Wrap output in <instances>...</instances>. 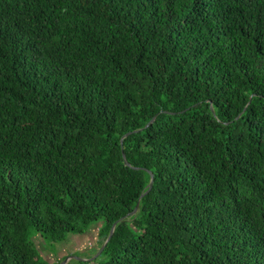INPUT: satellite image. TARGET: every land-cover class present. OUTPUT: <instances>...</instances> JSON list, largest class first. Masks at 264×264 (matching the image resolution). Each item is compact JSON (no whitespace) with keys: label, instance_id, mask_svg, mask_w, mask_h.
Segmentation results:
<instances>
[{"label":"trees","instance_id":"obj_1","mask_svg":"<svg viewBox=\"0 0 264 264\" xmlns=\"http://www.w3.org/2000/svg\"><path fill=\"white\" fill-rule=\"evenodd\" d=\"M97 221L99 264H264V0H0V264Z\"/></svg>","mask_w":264,"mask_h":264},{"label":"rangeland","instance_id":"obj_2","mask_svg":"<svg viewBox=\"0 0 264 264\" xmlns=\"http://www.w3.org/2000/svg\"><path fill=\"white\" fill-rule=\"evenodd\" d=\"M102 221L94 222L84 233H69L64 241L53 242L43 238L40 231L30 235L39 256L48 264H99L108 259L103 253L104 236L100 233Z\"/></svg>","mask_w":264,"mask_h":264},{"label":"water","instance_id":"obj_3","mask_svg":"<svg viewBox=\"0 0 264 264\" xmlns=\"http://www.w3.org/2000/svg\"><path fill=\"white\" fill-rule=\"evenodd\" d=\"M153 120H154V118H153L150 122H152ZM128 134H129V133H128ZM128 134H126L125 136H127ZM125 136H124V137H125ZM122 142H123V138H122ZM123 156H124L125 164H126V165H129V162H128L127 159H126V155L123 154ZM152 183H153V176H152V178H151L150 187L152 186ZM138 207H139V203L136 205L135 209H134L131 213H129V216L134 215V214L138 211ZM121 220H122V219H121ZM118 222H119V221H116V222L113 224V226H112V228H111V230H110V234H109L107 240L105 241V244H106V242L112 237V235H113V233H114V230H115V227H116V225H117ZM103 248H104V246H103Z\"/></svg>","mask_w":264,"mask_h":264}]
</instances>
